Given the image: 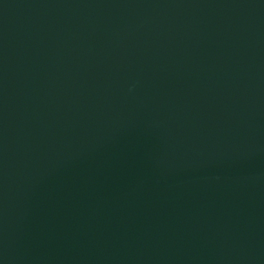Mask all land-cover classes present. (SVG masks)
<instances>
[{"label":"water","instance_id":"95a60500","mask_svg":"<svg viewBox=\"0 0 264 264\" xmlns=\"http://www.w3.org/2000/svg\"><path fill=\"white\" fill-rule=\"evenodd\" d=\"M0 264H264V0H0Z\"/></svg>","mask_w":264,"mask_h":264}]
</instances>
